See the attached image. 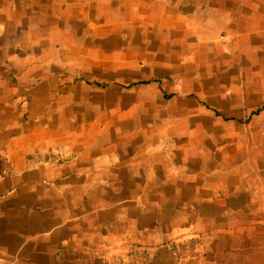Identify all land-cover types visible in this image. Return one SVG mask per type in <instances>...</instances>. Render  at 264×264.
I'll return each mask as SVG.
<instances>
[{
    "label": "crops",
    "instance_id": "crops-1",
    "mask_svg": "<svg viewBox=\"0 0 264 264\" xmlns=\"http://www.w3.org/2000/svg\"><path fill=\"white\" fill-rule=\"evenodd\" d=\"M232 9L0 0V264H264V154L197 88Z\"/></svg>",
    "mask_w": 264,
    "mask_h": 264
},
{
    "label": "rangeland",
    "instance_id": "rangeland-1",
    "mask_svg": "<svg viewBox=\"0 0 264 264\" xmlns=\"http://www.w3.org/2000/svg\"><path fill=\"white\" fill-rule=\"evenodd\" d=\"M225 4L229 13L233 8L242 17L237 25L238 32L245 35L237 42L242 52L236 57V63L231 56L227 65L215 67L218 73L206 71L207 77L202 79L203 84L197 82V88L208 92L212 103L227 107L228 115L243 120L242 123L228 121L227 125L213 129L217 135L222 133L223 142H228V152L234 153L241 144L249 147L247 152H250L254 144L255 150L264 154V107L253 113L264 102V0H225ZM84 87L90 102V85L84 84ZM169 245L172 250L179 248L172 242Z\"/></svg>",
    "mask_w": 264,
    "mask_h": 264
},
{
    "label": "trees",
    "instance_id": "trees-1",
    "mask_svg": "<svg viewBox=\"0 0 264 264\" xmlns=\"http://www.w3.org/2000/svg\"><path fill=\"white\" fill-rule=\"evenodd\" d=\"M264 107V103L262 104V106L261 107H259L257 110H256V112H258L260 109H262Z\"/></svg>",
    "mask_w": 264,
    "mask_h": 264
}]
</instances>
